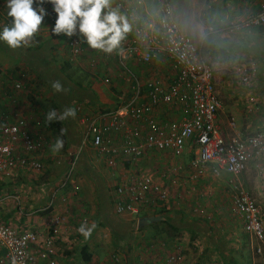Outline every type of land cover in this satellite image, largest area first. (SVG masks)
I'll return each instance as SVG.
<instances>
[{
	"label": "crops",
	"instance_id": "crops-1",
	"mask_svg": "<svg viewBox=\"0 0 264 264\" xmlns=\"http://www.w3.org/2000/svg\"><path fill=\"white\" fill-rule=\"evenodd\" d=\"M262 1L210 0L205 9V17L212 21L203 24L196 17L198 0H187L183 10L185 8L188 26H184L183 16H177L181 29L186 30L196 42L201 37L204 45L208 42L211 49L207 54L210 58L211 55L219 57L220 67L225 68V77L222 79L220 76L216 81V90L221 100L218 124L227 129L230 119H233L235 132L246 134L264 127V25L233 31L230 28L232 23H238L257 13ZM111 4L114 7L112 0ZM138 10L139 13L150 11L147 4ZM0 13L6 16V0L0 3ZM125 18L131 29V18ZM1 19L3 21L0 20V25L5 21L4 18ZM49 19L48 14L42 21L45 25L35 36V43L26 48H4L5 44L0 42V114H8L13 121L19 116L26 118L33 129L40 132L45 146L40 155L42 170L17 167L11 175L0 177V198L3 199L1 219L15 228H45L47 223L54 224L56 217L64 219L57 226L60 248L58 264H72L71 261L76 259L72 258L77 254L82 258L80 264H101L105 254L113 253L112 248H120L125 255V263L119 258L115 261L116 264H159L160 261L161 264H168L163 252L165 247L156 242V246L151 245L150 248L153 242L148 243L145 239L153 222L139 227V220L142 217H161L159 221L168 220L179 232L186 233V228L193 229L192 224L186 221L187 213L191 210L188 205H197L201 198L198 197V188L201 189L202 183L210 185L211 181L198 183V180L191 178L192 182L188 180V184L184 183L187 180L174 182L171 184L168 205L144 210L137 217L117 215L114 212L115 187L119 181L129 171L136 169L147 173L171 158L151 155L136 164L118 159L117 171H113V175L104 159L92 147L82 144L83 129L78 126L77 119L101 109H114L121 100L130 98L133 83L127 78L115 51L106 54L90 49L83 43L84 50L80 58L74 62L69 61V37L52 36L51 27L54 24ZM202 30L206 31H203L206 35L200 33ZM207 59L212 69L215 68L213 60ZM125 63L132 68L142 84L148 79H168L175 75L171 62L164 58H155L151 64L145 65L133 57H127ZM245 67L253 69V81L257 82L254 85L249 86L252 83L246 84L241 80V69ZM234 77L238 83L235 86L231 84ZM228 78L233 79L230 81ZM105 79L109 81L106 82ZM56 80L62 83L65 91L54 92L51 83ZM17 81L24 88L15 89ZM66 107H75V118L54 122L55 125L46 121L48 111L55 109L59 113ZM161 116L180 119L181 113L163 110ZM61 128L64 129L61 137L64 146L59 152H53L51 145L60 136ZM73 157H76L75 166L69 174ZM185 160V157L181 158L182 163ZM205 174L209 178L214 177L210 172ZM226 186L231 188L229 184ZM185 188L186 191L189 188L192 201L184 205L177 203L173 191ZM215 203L217 202L214 201L213 205ZM48 204L49 209H45ZM186 207L188 209L185 213L183 211ZM216 215H205V222L211 226L212 221H216ZM84 222L96 224L88 239L78 232L79 226ZM195 228L199 229L196 225ZM85 246L91 254L89 261L83 259L82 249ZM130 253L134 254L128 256ZM104 259L108 260V257L105 256Z\"/></svg>",
	"mask_w": 264,
	"mask_h": 264
},
{
	"label": "built area",
	"instance_id": "built-area-1",
	"mask_svg": "<svg viewBox=\"0 0 264 264\" xmlns=\"http://www.w3.org/2000/svg\"><path fill=\"white\" fill-rule=\"evenodd\" d=\"M145 2L113 0V8L131 18L132 22L130 32L115 51L127 78L133 83L130 98L121 100L114 109H101L79 117L77 124L83 129L82 144L92 147L111 168L112 174L117 171L118 159L136 164L143 158L156 155L171 157L174 161L180 159V162L164 171L162 177L136 169L129 171L115 187L114 212L137 217L144 210L168 205L169 185L173 184L169 178L182 171L185 163L181 158L188 155L190 158L185 168L189 177L205 176L206 172L215 177H228L226 182L234 191L233 204L244 221V230L256 241H262L264 211L238 177L263 153L264 127L253 133L235 132V123L231 119L227 129L221 128L218 124L221 100L213 69L201 47L191 35L181 30L172 0H156L152 14L149 11L139 13L138 8L146 6ZM46 8L50 23L54 24L56 14L50 4ZM263 25L264 0L257 13L232 23L230 29ZM83 43L79 35L69 37V61L80 58ZM127 57L145 65L151 64L155 58L167 59L175 75L168 79H148L142 84L132 68L126 66ZM241 70V80L250 84L253 69L245 67ZM22 88V83L17 81L15 89ZM163 110L180 112L181 118L162 117ZM43 140L26 118L19 116L13 121L8 114H0V177L11 175L17 167L42 170ZM75 160L73 157L69 174L74 169ZM2 203L0 198V264H58L57 226L64 219L56 217L54 224L47 223L41 230L31 226L15 228L2 221ZM261 249L260 245L253 246L258 253ZM168 262L182 264V256L171 255Z\"/></svg>",
	"mask_w": 264,
	"mask_h": 264
},
{
	"label": "rangeland",
	"instance_id": "rangeland-1",
	"mask_svg": "<svg viewBox=\"0 0 264 264\" xmlns=\"http://www.w3.org/2000/svg\"><path fill=\"white\" fill-rule=\"evenodd\" d=\"M144 1H146L145 3L150 9V11L148 10L149 12L156 8V0ZM209 1L210 0H198V3L196 4V17L203 24H205L206 22L210 23L212 21L209 18L205 17V9H207L208 4L210 3ZM172 2L176 17L178 16V14L183 16L184 26L186 24L188 26L187 17L184 16L185 8L183 10V5L187 4V0H172ZM133 7L135 8V6ZM150 14H152V12ZM1 18H4L5 21L2 22V25H0V27L7 25V23L10 22L7 13L6 16L0 13V20L3 21ZM180 28H182V26ZM182 31L187 34L186 30L184 31L183 29ZM203 31L204 33L206 32L205 30H202V32L200 33H203ZM200 39L197 40V43L201 47L203 55L206 59H212L213 63L215 64V68H213V71L215 72L214 80L216 79L215 85H218L216 81L218 82L220 76L222 79L223 76L225 77V74L223 73V71H225V68L220 67V63H218L219 57H214V55H211L210 58L207 52L210 51L209 49H211V47H209L208 42L204 45ZM5 47L9 48L6 44L4 45V48ZM230 69L232 70L231 66ZM228 79L232 81L231 79L233 78ZM250 82L252 84H250L249 86L257 83L256 81H253V79H250ZM231 84H233L234 86L238 85L237 79H235V77ZM40 100L42 99L40 98ZM162 157L164 156H158V158ZM185 158L186 160L184 161L185 164L182 168V171L178 174L171 175V177L169 178L170 182H183L184 180H187L184 183L188 184L189 181L192 180L191 177H189V172H187L188 170L185 168V166H187L186 162L189 160L190 156L185 155ZM176 162L177 161H174L172 159L168 161L166 159V161L161 163L159 166L157 165V168L151 169L152 171L148 172H151L158 177H162L164 171L177 165ZM209 177L206 175L204 178H193L196 181L198 180V183H206L207 181L209 183V181H211L210 185L202 183L201 189L199 190L198 188V191L200 193H198V197L201 198L198 200L197 205L194 206L195 208L193 206H190L192 204L188 205V207H191V210L189 211V213H187L188 217H186V221L192 224L193 229L186 228L184 230L186 233H184L183 231L179 232L168 220L155 221L153 222V226H149L150 230L149 232H147L148 234L145 238L148 240V243L153 242V244H150V248L151 245L156 246V242H158L161 246L165 247L163 252L164 254H166L167 259H169L171 255L180 254L182 256V264H264V237L262 241H256L244 230V221L233 204L234 191L233 189L229 188V186H226L228 185L226 182L228 177L214 176L211 177L212 179ZM238 178L240 179L243 187L253 195V197L256 199L257 204L264 211V151L258 158L248 164L246 171H244ZM169 187V189H171L172 186L169 185ZM186 190L187 189L185 188L181 189L180 191H173L177 203H183L185 205L186 203L192 201L189 188L188 191ZM214 201H216L217 203L213 205ZM186 209L188 208L186 207L184 211H181L186 213ZM213 214H217L215 216L216 221H212V225L209 226L205 222L204 216H212ZM195 225L199 227V229L195 228ZM37 229L41 230V228ZM203 233H210L211 235L207 236L203 235ZM116 238L118 241L119 236H117ZM257 245H260L262 248L260 253L253 250V246ZM112 249L114 250L113 253L108 252V254H105V256L108 257V260H105L104 256L101 264H116L115 261H117V259L119 258L120 261L124 262L125 255L124 253H122L120 248ZM133 254L134 253H130L128 256H131ZM72 259H75L74 261H71L72 264H80V260L82 258L79 254H77V256H73ZM158 263L161 264L162 262L160 261ZM168 264L170 263L168 262Z\"/></svg>",
	"mask_w": 264,
	"mask_h": 264
},
{
	"label": "clouds",
	"instance_id": "clouds-1",
	"mask_svg": "<svg viewBox=\"0 0 264 264\" xmlns=\"http://www.w3.org/2000/svg\"><path fill=\"white\" fill-rule=\"evenodd\" d=\"M48 4L56 14L51 35H79L90 49L111 54L119 50L121 42L130 31L127 19L112 7L111 0H6L7 16L11 22L0 27V42L12 49L26 48L35 43V36L41 31V26L45 25L42 21L49 14L46 8ZM51 87L54 92L65 91L59 80L53 81ZM75 116V107H66L59 113L55 109L48 111L45 119L51 124ZM63 133L64 129L61 128L60 136L51 145L53 152L63 148ZM95 228V223L84 222L78 232L88 239Z\"/></svg>",
	"mask_w": 264,
	"mask_h": 264
},
{
	"label": "water",
	"instance_id": "water-1",
	"mask_svg": "<svg viewBox=\"0 0 264 264\" xmlns=\"http://www.w3.org/2000/svg\"><path fill=\"white\" fill-rule=\"evenodd\" d=\"M161 217H142L139 220V227L160 220Z\"/></svg>",
	"mask_w": 264,
	"mask_h": 264
},
{
	"label": "trees",
	"instance_id": "trees-1",
	"mask_svg": "<svg viewBox=\"0 0 264 264\" xmlns=\"http://www.w3.org/2000/svg\"><path fill=\"white\" fill-rule=\"evenodd\" d=\"M112 2H113V0H112ZM10 19V22H11V18H9ZM10 22L8 23V24H10ZM215 47V46H214ZM53 123V125H55V123L54 122H52ZM178 230V229H177ZM82 254H83V259L85 260V261H89L90 259H91V254L90 253H88V248L85 246L83 249H82Z\"/></svg>",
	"mask_w": 264,
	"mask_h": 264
}]
</instances>
